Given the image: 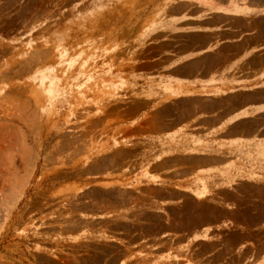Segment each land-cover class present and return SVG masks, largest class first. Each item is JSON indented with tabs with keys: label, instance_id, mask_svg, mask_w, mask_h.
Instances as JSON below:
<instances>
[{
	"label": "rangeland",
	"instance_id": "obj_1",
	"mask_svg": "<svg viewBox=\"0 0 264 264\" xmlns=\"http://www.w3.org/2000/svg\"><path fill=\"white\" fill-rule=\"evenodd\" d=\"M165 5L0 0V264H264L262 225L199 238L222 217L212 204L187 198L165 208L157 190L93 184L117 160L99 141L117 100L107 75L166 36L143 40ZM230 195L235 215L264 217V194ZM117 206L126 211L96 219Z\"/></svg>",
	"mask_w": 264,
	"mask_h": 264
},
{
	"label": "crops",
	"instance_id": "obj_2",
	"mask_svg": "<svg viewBox=\"0 0 264 264\" xmlns=\"http://www.w3.org/2000/svg\"><path fill=\"white\" fill-rule=\"evenodd\" d=\"M163 1L171 5L155 12L143 40L166 36L107 75L117 100L99 141L117 160L93 184L157 190L165 208L187 198L212 204L226 220L210 218L199 238L264 226V217L235 215L230 199L244 187L264 194V0ZM108 209L96 219L126 211Z\"/></svg>",
	"mask_w": 264,
	"mask_h": 264
}]
</instances>
